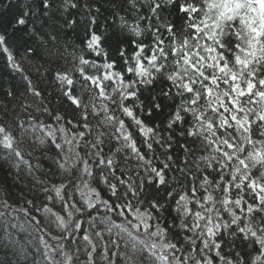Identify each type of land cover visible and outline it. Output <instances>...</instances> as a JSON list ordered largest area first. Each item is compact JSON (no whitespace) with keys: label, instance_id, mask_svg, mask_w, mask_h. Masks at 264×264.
<instances>
[{"label":"snow or ice","instance_id":"obj_1","mask_svg":"<svg viewBox=\"0 0 264 264\" xmlns=\"http://www.w3.org/2000/svg\"><path fill=\"white\" fill-rule=\"evenodd\" d=\"M34 3L35 10L9 22L13 29L28 28L32 19L28 33L44 42V35L56 39L46 27L56 28L59 20L77 23L64 17L81 7L80 0ZM128 4L135 19L129 24L121 17L120 28L135 39L117 37L113 43L96 31L97 18L89 15L84 43L97 59L74 56L72 73L79 79L56 73L63 115L56 113L52 123L30 113L27 120L0 117L6 158L31 171L20 145L34 138L55 151L53 162L66 173L58 185L41 182L46 200L33 207L36 215L24 210L44 264H79L80 255L83 264H264V0ZM169 8L175 9V20L163 17ZM125 43L133 48L130 54ZM0 52L22 71L4 32ZM23 79L27 93L42 97L37 85ZM156 80L169 83L145 105L138 85ZM177 100L164 115L166 102ZM154 114L164 115L160 123H151ZM176 135L188 141L180 145L186 166L174 169L166 153L157 166L154 145L171 150ZM197 151L207 154L196 156ZM172 171L180 175L169 180ZM56 200L60 211L49 206ZM237 243L255 246V255L245 260L240 252L234 258L231 251L223 254L225 244Z\"/></svg>","mask_w":264,"mask_h":264},{"label":"trees","instance_id":"obj_2","mask_svg":"<svg viewBox=\"0 0 264 264\" xmlns=\"http://www.w3.org/2000/svg\"><path fill=\"white\" fill-rule=\"evenodd\" d=\"M80 3L81 7L78 10L70 9V14L65 13L64 17L65 19H75L76 24L69 26L64 23V20H59L56 28L46 27L44 29L51 35H55V40H52L49 35H44V31H41L39 25L36 24L37 31L44 35V42H41L28 33V28L33 26L32 19L29 20L28 28L17 26L13 29L9 24L10 21L14 23V18L29 8L35 10L34 0H0V32L6 34L8 47L13 52L15 62L22 69V71H18L11 67L6 55L0 52V117L9 121L14 117L27 120L30 113L34 116L38 115L41 121L52 123L56 113L64 114L65 105L62 101L61 87L55 79L56 73L64 71L72 73V69L77 63L74 56L83 55L90 60L97 59L84 43L89 15L97 18V24L93 26L96 31L111 38L113 43L117 37L125 41L135 39L127 29L120 28L121 17L126 19L129 24H132L135 19V14L129 6L128 0H80ZM84 4H87L88 8H85ZM96 9L99 11L97 12ZM140 14L145 13L141 12ZM176 16L177 13L174 8H169L163 13V17L173 20L176 19ZM176 22L182 23L180 20ZM141 27H143V23H141ZM123 46L128 48L129 54L133 50L128 43ZM28 47L35 51L28 53L26 51ZM105 50L108 51L110 57L116 54L107 44H105ZM72 75L79 79L78 74L72 73ZM24 76H27L33 84L39 87L42 91V97H33L26 92ZM168 83L165 82V84ZM165 84L156 80L151 85H138L142 91L140 100L147 105V98L157 94ZM9 91L13 93L12 96L7 95ZM76 91L79 92V86H77ZM166 103L168 107L164 108V115L167 114L173 103H179V101H167ZM25 105L28 106L27 111L24 110ZM37 108L41 109L42 114L36 111ZM43 108H48L50 112L43 113ZM5 112H7V116H5ZM164 115L155 116L154 114L151 123H160ZM148 122L146 121V123ZM162 135L166 136L167 132H162ZM174 139L176 143L173 144L171 150H163L154 145L156 148L154 155L159 157L158 161H154L157 166L165 160L164 153L173 157L172 166L174 169L186 166L183 163L184 151L180 145L188 141L179 135H176ZM20 147L25 154L24 159L30 161L32 165L31 171L23 164L18 165L16 158H6V153L0 150V213L4 214L0 216V264H39L37 254L33 253L31 249L34 232H32V236H30L31 233L23 235L18 232L19 228L16 223L31 224L24 210L27 209L30 213H35L32 210L33 207L46 200L41 182L44 186L65 182L66 173L57 169L53 162L55 151H49L48 144L41 145L32 138L21 144ZM206 154L197 151L196 156ZM196 156L189 159L190 165L196 160ZM193 172H195L194 168ZM179 175L178 172L172 171L168 173V178L171 180L172 176L179 177ZM181 183L189 182L182 180ZM100 187L103 188L104 186L100 185ZM76 198L79 199L78 194ZM27 201H33V204L30 205ZM5 203L8 205L7 208L4 207ZM54 204L60 207L58 200ZM225 219L228 217L226 216ZM234 228L235 226H233ZM254 247H246L237 243L234 248H230L228 244H225L223 254L227 255L231 251L234 258L235 252H240L245 260H250L255 255ZM217 264H220L218 260Z\"/></svg>","mask_w":264,"mask_h":264},{"label":"bare ground","instance_id":"obj_3","mask_svg":"<svg viewBox=\"0 0 264 264\" xmlns=\"http://www.w3.org/2000/svg\"><path fill=\"white\" fill-rule=\"evenodd\" d=\"M49 206L53 207L54 211H60V207H58L56 204H54V205L53 204H49ZM31 215H36V214L31 212ZM28 221H30V220H28ZM16 225L19 228L18 232L23 234V235H29V233H31L30 236H32V232H34V234H33L34 235L33 236L34 237V241L31 244V249H32L33 253L37 254V258L39 260L38 263L39 264H44L43 257L41 256V251H40V250H42V245L39 244V241H38V238H37V233L34 230L32 224H25V223L19 222V223H16ZM52 231H53L54 235L59 233V230L55 228V225H52ZM81 247H82V245H81ZM74 250H75V246H73L71 249H69V251H73V252H74ZM84 260H85L84 255H80L79 264H83Z\"/></svg>","mask_w":264,"mask_h":264},{"label":"rangeland","instance_id":"obj_4","mask_svg":"<svg viewBox=\"0 0 264 264\" xmlns=\"http://www.w3.org/2000/svg\"><path fill=\"white\" fill-rule=\"evenodd\" d=\"M35 140V139H34Z\"/></svg>","mask_w":264,"mask_h":264}]
</instances>
